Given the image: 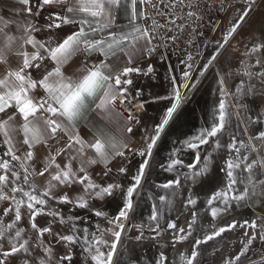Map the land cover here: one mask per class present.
<instances>
[{
  "label": "rangeland",
  "instance_id": "1",
  "mask_svg": "<svg viewBox=\"0 0 264 264\" xmlns=\"http://www.w3.org/2000/svg\"><path fill=\"white\" fill-rule=\"evenodd\" d=\"M233 36L243 48L196 87ZM158 52L129 90L154 109L184 107L141 182V224L124 236L115 214L133 198L157 135L139 141L123 174L90 185L93 194L80 180L63 190L53 180L36 186L18 153L2 154L0 264H264V0L255 10L232 6L204 56Z\"/></svg>",
  "mask_w": 264,
  "mask_h": 264
},
{
  "label": "crops",
  "instance_id": "2",
  "mask_svg": "<svg viewBox=\"0 0 264 264\" xmlns=\"http://www.w3.org/2000/svg\"><path fill=\"white\" fill-rule=\"evenodd\" d=\"M143 17L142 0H0V157L62 190L123 174L177 108L141 97L127 118L112 105L163 57Z\"/></svg>",
  "mask_w": 264,
  "mask_h": 264
},
{
  "label": "built area",
  "instance_id": "3",
  "mask_svg": "<svg viewBox=\"0 0 264 264\" xmlns=\"http://www.w3.org/2000/svg\"><path fill=\"white\" fill-rule=\"evenodd\" d=\"M259 1L251 3L241 0H142L143 21L148 28L154 51H186L204 56L213 44L219 24L229 8L245 5L255 10ZM205 75L207 73L203 76ZM199 84L197 83L196 87ZM192 94L193 91L189 92L188 96ZM188 96L181 98V103H185ZM112 105L127 118L140 115L138 100L130 91L125 90L118 94L112 100Z\"/></svg>",
  "mask_w": 264,
  "mask_h": 264
},
{
  "label": "bare ground",
  "instance_id": "4",
  "mask_svg": "<svg viewBox=\"0 0 264 264\" xmlns=\"http://www.w3.org/2000/svg\"><path fill=\"white\" fill-rule=\"evenodd\" d=\"M241 1L242 2H247V0H241ZM227 13H226V15H227ZM225 16H224V18H225ZM224 18H223V20H224ZM223 20L219 24V27H218L217 32L219 31L220 25L222 24ZM226 46H227V49H228L227 54L222 59H220V57L217 58L218 56H220L225 51ZM242 48H243V43H242L241 39L238 38V37L236 38V37L233 36V38L229 40V43L227 45L226 44L223 45L222 50L219 52V54L216 57L217 59L215 58L216 60L214 59L212 61V63L207 68V71L208 72L207 71H204L205 73L203 72V75L206 74V73L208 74L211 71V69H212V65L214 66L217 62H218L217 65H216L217 71L220 72V73H223L225 71V66L227 64H229V63L232 62L233 56L235 54H237ZM203 75L201 76L199 82H197V83H200L201 84V82L203 81V79L207 76V75H205V76H203ZM183 107L184 106L182 104H180L177 107V109L175 110V112L166 121L163 129L161 130V132L159 133V135L157 136V138L153 142L152 147L149 150V154H148V159L146 161L145 170L143 172L142 177L140 178V184L137 186V188L135 190V194L132 196L133 198L127 204H125V205H123L121 207V211L120 212H117L115 214V222H116V224L119 227L124 228V236L129 234V226L131 224L133 226L138 225V224H141L135 218V209H136V205H137L138 199L142 195H144L145 193H147L146 190L144 188H142L141 182L143 180L144 181L146 180V177L148 176V173L150 171L151 165L153 163V159H154L155 152H156V150H157V148H158V146H159L162 138L164 137L165 133L167 132L168 128L172 125V123L174 122V120L178 117V115L182 111ZM145 227H146V225H145ZM123 243H124V240H121L120 243H119V245H118V247H117V250H116L117 251L116 256L119 254L120 250L122 249Z\"/></svg>",
  "mask_w": 264,
  "mask_h": 264
}]
</instances>
